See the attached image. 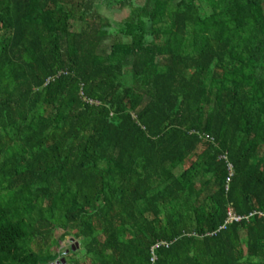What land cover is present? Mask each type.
Instances as JSON below:
<instances>
[{"label": "trees", "instance_id": "obj_1", "mask_svg": "<svg viewBox=\"0 0 264 264\" xmlns=\"http://www.w3.org/2000/svg\"><path fill=\"white\" fill-rule=\"evenodd\" d=\"M261 213L264 0H0V264H264Z\"/></svg>", "mask_w": 264, "mask_h": 264}, {"label": "built area", "instance_id": "obj_2", "mask_svg": "<svg viewBox=\"0 0 264 264\" xmlns=\"http://www.w3.org/2000/svg\"><path fill=\"white\" fill-rule=\"evenodd\" d=\"M211 142H213V140H211ZM224 160L225 161H228V157H224ZM229 172H230V178L228 180V187H227V190H229V184L232 180V178L234 177V174H235V171H234V167L230 164L229 165ZM258 213L255 212V213H252L250 214L249 216H241V215H238L235 211V209L233 207H230L229 208V213H228V220L226 222V225L224 227H221L219 229V231H222V230H226L229 226H232L234 224H241L243 222H249L252 218H254L255 215H257ZM261 215H264L261 213ZM218 231V232H219ZM217 232V233H218ZM217 233H214L212 235H209V236H214L216 235ZM160 246H167L169 247L170 244L166 243V242H160V243H157L151 250V254H152V257H151V262H155V260L157 259L156 258V254H155V250L157 248H159Z\"/></svg>", "mask_w": 264, "mask_h": 264}, {"label": "rangeland", "instance_id": "obj_3", "mask_svg": "<svg viewBox=\"0 0 264 264\" xmlns=\"http://www.w3.org/2000/svg\"><path fill=\"white\" fill-rule=\"evenodd\" d=\"M104 12H105V10H104ZM106 14L110 18H113V21L122 22V21H124L128 17V14H130V12H129V10H126L124 12H118V13H115V14H110L109 11H107ZM61 234H63V232L58 230L55 233V236L58 237ZM72 244L74 245L76 243L73 242L72 238H69L68 237L65 241H61L60 242V246H61L60 249H66V248L69 247V245H72ZM77 253H78L79 256H82V255L85 254L84 251H83V249L80 252H77ZM73 254H75V253H73Z\"/></svg>", "mask_w": 264, "mask_h": 264}, {"label": "water", "instance_id": "obj_4", "mask_svg": "<svg viewBox=\"0 0 264 264\" xmlns=\"http://www.w3.org/2000/svg\"><path fill=\"white\" fill-rule=\"evenodd\" d=\"M52 264H68V263H67V261L64 258H62V259L57 260L56 262H54Z\"/></svg>", "mask_w": 264, "mask_h": 264}]
</instances>
